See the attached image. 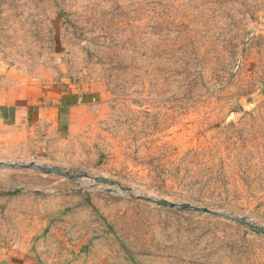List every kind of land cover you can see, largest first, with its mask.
Listing matches in <instances>:
<instances>
[{
  "label": "rangeland",
  "instance_id": "1",
  "mask_svg": "<svg viewBox=\"0 0 264 264\" xmlns=\"http://www.w3.org/2000/svg\"><path fill=\"white\" fill-rule=\"evenodd\" d=\"M263 85L264 0H0V105L83 95L0 120V161L76 175L0 167V264H264V234L136 197L264 226Z\"/></svg>",
  "mask_w": 264,
  "mask_h": 264
},
{
  "label": "crops",
  "instance_id": "2",
  "mask_svg": "<svg viewBox=\"0 0 264 264\" xmlns=\"http://www.w3.org/2000/svg\"><path fill=\"white\" fill-rule=\"evenodd\" d=\"M262 93L264 94V85ZM82 96L81 93H62L60 96L44 94L42 100H32L31 102V98L26 94L24 100L1 104L0 120L15 127L30 122L37 125H52L53 123L57 125L65 115H68L72 120L74 111L78 109L82 102ZM29 113L31 114L29 115ZM28 117L31 119H28ZM69 127H71L70 123Z\"/></svg>",
  "mask_w": 264,
  "mask_h": 264
},
{
  "label": "water",
  "instance_id": "3",
  "mask_svg": "<svg viewBox=\"0 0 264 264\" xmlns=\"http://www.w3.org/2000/svg\"><path fill=\"white\" fill-rule=\"evenodd\" d=\"M0 167L2 168H7V169H12V170H22V171H28V170H36L40 171L44 174H56L60 176L67 177L68 179H75L76 175L70 173L69 171L58 167V166H46V165H41L37 162L34 161H15V160H8V161H0ZM82 176H86V172H81ZM95 180L97 182L105 183L112 185L114 182L110 179L104 178V177H96ZM123 189L127 191H131V188L129 187H123ZM138 199H143L149 202H152L158 206L162 207H168V208H176L180 211H193L197 212L199 214H209L213 215L216 217H221L225 218L231 221L238 222L240 224L246 225L250 227L252 230L264 234V226L263 225H258L257 223H254L250 220H248L245 216H236V215H231L227 214L223 211H218L211 209L209 207L205 206H196L191 203H176L172 202L170 200H167L165 198H152L150 196L146 195H138L136 196Z\"/></svg>",
  "mask_w": 264,
  "mask_h": 264
},
{
  "label": "trees",
  "instance_id": "4",
  "mask_svg": "<svg viewBox=\"0 0 264 264\" xmlns=\"http://www.w3.org/2000/svg\"><path fill=\"white\" fill-rule=\"evenodd\" d=\"M18 191H9L7 194H16Z\"/></svg>",
  "mask_w": 264,
  "mask_h": 264
},
{
  "label": "bare ground",
  "instance_id": "5",
  "mask_svg": "<svg viewBox=\"0 0 264 264\" xmlns=\"http://www.w3.org/2000/svg\"><path fill=\"white\" fill-rule=\"evenodd\" d=\"M70 173H72L71 171H69ZM73 174V173H72Z\"/></svg>",
  "mask_w": 264,
  "mask_h": 264
}]
</instances>
